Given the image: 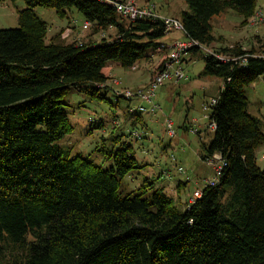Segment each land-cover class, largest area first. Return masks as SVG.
<instances>
[{
  "label": "trees",
  "instance_id": "1",
  "mask_svg": "<svg viewBox=\"0 0 264 264\" xmlns=\"http://www.w3.org/2000/svg\"><path fill=\"white\" fill-rule=\"evenodd\" d=\"M24 1L19 26L0 27V264H264V167L257 159L264 130L246 93L256 79L264 80V54L241 44L216 52L244 60L201 52L202 73L224 80L211 105L216 126L202 157L218 152L226 164L216 184L205 183L202 195L180 209L148 177L140 188L121 192L123 178L144 165L128 141L112 149L107 167L59 144L73 127L65 95L77 88L105 96L112 88L104 70L108 61L131 67L152 57L164 44L163 18L132 21L101 0ZM186 1L185 36L197 46L219 38L215 15L233 8L247 23L257 10V0ZM37 6L54 8L61 17L76 7L93 33L116 31L69 39L73 33L63 36L66 26L75 28L66 25L48 38ZM119 90L114 92L122 96ZM130 110L136 123L142 111ZM120 136L113 139L120 142Z\"/></svg>",
  "mask_w": 264,
  "mask_h": 264
},
{
  "label": "rangeland",
  "instance_id": "2",
  "mask_svg": "<svg viewBox=\"0 0 264 264\" xmlns=\"http://www.w3.org/2000/svg\"><path fill=\"white\" fill-rule=\"evenodd\" d=\"M140 7L151 5L161 15H172L181 18L182 10L188 8L186 0H132ZM26 7L24 0H0V27L19 26V11ZM36 13L46 19L49 25L50 38L66 25L75 29L65 30L63 36L69 39H100L102 36L114 35L115 27L100 33H93L90 26L83 27L85 16L76 7L69 10L65 17L57 14L51 7L37 6ZM261 11L259 22H243L242 15L233 8H228L212 19L217 40L209 45L199 44L200 50H188L180 60L187 77L179 80L167 77L156 90L155 100L162 110L150 113L142 110L140 119L134 123L140 112L139 105L150 103L138 96L131 99L117 96V89H143L147 86L153 70L163 59L167 50H157L152 57L143 58L131 67L123 66L116 60H109L104 70L110 88L105 96H92L85 91L71 88L65 95L66 110L72 123V130L60 141V146L70 155L89 156L95 163L104 167L113 163L110 157L113 148L123 141L132 144V152L144 165L132 169L122 180L121 192L125 194L136 190L149 179L154 186H163L180 209H184L189 200L195 196L198 188L205 186L206 180L215 176V165L207 163L202 157L204 144L214 134L211 126L212 99L219 95L224 80L221 76L204 74V58L201 52L215 51L222 46L233 47L241 44L244 49L256 48L264 54V0H257V10ZM255 13V14H256ZM67 27V26H66ZM174 38H187L180 29H172L160 38L169 42ZM224 57L234 56L222 53ZM104 90H101L103 92ZM249 98V111L260 118L264 130V80L259 77L246 87ZM120 124L116 125L114 119ZM173 121V134L168 131V120ZM94 121V122H92ZM133 131L135 134H132ZM120 134L121 141L113 138ZM264 143L257 149V159L264 164L261 155ZM183 170H179V166Z\"/></svg>",
  "mask_w": 264,
  "mask_h": 264
},
{
  "label": "built area",
  "instance_id": "3",
  "mask_svg": "<svg viewBox=\"0 0 264 264\" xmlns=\"http://www.w3.org/2000/svg\"><path fill=\"white\" fill-rule=\"evenodd\" d=\"M101 1L113 5L124 18H127L129 20L133 21L138 18H143L146 16L161 17L164 20L166 31H170L172 29H180L185 34V30H184L185 28L181 18L172 15H161L157 13L151 5H149L146 8H143L137 5L132 0H101ZM261 13H262L261 11H258L254 16H252L251 18L252 23L255 24V22L256 23L259 22ZM89 25H90V21L86 20L85 23L83 24V27H88ZM66 30H71L72 32L71 27H67ZM197 43H199L197 40L190 38H174L169 42H164L162 46L157 48L158 50L161 51L167 49V53L163 56V59L165 61L164 68L162 70H159L155 74L153 80L150 81L149 85L143 89H138L136 91H133L128 88L122 89L119 90L118 93L128 97L139 96L141 99L148 101L150 103L149 107L144 106L142 104L139 105V109L141 111L146 110L150 113H156L157 111L162 110L161 104L152 100L153 96L155 95L156 88L159 87V85L163 84L167 77L175 78L177 80L187 77L185 71L183 70L182 65L180 64L177 65L176 63H180L183 54L188 50H190V48L194 46L196 47ZM209 52L216 54L217 56H219L221 59L224 60H227L229 58H233L235 60H240V59L244 60L243 58L237 57L235 55L234 56L227 55V57L226 56L224 57L222 53L219 54L215 51L211 52L210 50ZM216 102H217V98L213 97L212 103L215 104ZM167 124H168V131L170 130L171 133L173 134L174 132L172 127L173 121L169 119ZM211 126L212 128H215L216 126L215 122H211ZM261 159L264 160V153L261 155ZM205 161L209 164L211 163L214 164L215 161H218V163L215 165V171H216L215 176L206 180V184L214 185L219 181L222 168L226 164V161L224 160L222 155L218 152L213 153ZM262 166L264 167V164H262ZM178 168L179 170H183L181 165ZM202 192L203 189L198 188L195 191V195L201 196ZM194 200L195 198L192 197L191 201Z\"/></svg>",
  "mask_w": 264,
  "mask_h": 264
},
{
  "label": "clouds",
  "instance_id": "4",
  "mask_svg": "<svg viewBox=\"0 0 264 264\" xmlns=\"http://www.w3.org/2000/svg\"><path fill=\"white\" fill-rule=\"evenodd\" d=\"M66 28H67V27H66ZM65 30H66V29H65ZM65 30H64V31H65Z\"/></svg>",
  "mask_w": 264,
  "mask_h": 264
}]
</instances>
